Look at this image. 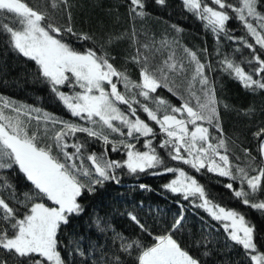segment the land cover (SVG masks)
Here are the masks:
<instances>
[{
	"label": "snow or ice",
	"instance_id": "snow-or-ice-1",
	"mask_svg": "<svg viewBox=\"0 0 264 264\" xmlns=\"http://www.w3.org/2000/svg\"><path fill=\"white\" fill-rule=\"evenodd\" d=\"M157 3L163 5L165 0ZM182 3L204 22L218 44L222 40L234 42V53H239L241 47L251 50L250 58L237 62L234 56L230 58L217 48V54L223 56L219 65L246 89L264 90V0ZM130 5L129 12L134 17L146 15L144 0H130ZM61 6L68 20L63 26L52 23L47 11L30 7L24 0H0V35L6 37L11 49L35 63L39 76L58 101L71 117L81 122L64 120L0 97V170L17 168L31 184V191L21 197L6 177H0V250L19 258L21 264H66L60 235L71 217L84 211L79 199L106 182L119 184V173L126 170L137 177L174 174L162 188L181 198L176 201L180 212L170 231L155 236L150 246L116 234L114 239L120 241L122 253H139L135 264H201L173 238L185 219L181 200L220 222L227 238L242 246L252 264H264V252L255 241V226L245 215L215 203L196 175H190L183 167H168L157 150H163L168 159L188 166L196 174L206 171L228 178L230 182L223 186L235 198L245 206L264 211V199L257 196L264 194V163L252 167L255 157L245 167L231 163L220 122L222 102L217 99L214 81L207 75L213 70L211 63H202L197 52L184 48L192 73L187 81V95L182 94L169 75H183L187 72L185 63L171 53L155 66L148 55L152 53L154 57L156 52L169 47V42L162 40L160 46L142 45L131 56L140 69V81H133L114 66L115 58L106 51L112 38L97 41L88 33H77L71 26L68 0H51L53 9ZM9 17V22H3ZM233 19L242 25L244 35L236 36L228 27ZM72 37L84 44L91 42V46L80 50ZM241 64L249 70L245 71ZM118 85L124 90L120 91ZM160 88L177 96L179 106L154 96ZM138 112L146 118L142 119ZM32 120L37 125L42 123L43 128L32 130ZM77 134H85L86 138L81 140ZM112 134L118 138H110ZM255 135L264 136V129ZM141 140L144 150L137 147ZM90 141L101 142L103 151L89 152ZM109 151L123 153L125 158L111 159ZM258 151L264 160V139L260 140ZM244 153L246 157L250 155L247 149ZM138 187L151 190L145 184ZM129 217L141 231L151 235L136 215L129 213ZM96 224L101 232L108 227L99 217ZM73 251L82 257L86 255L79 244ZM0 264L8 262L0 258ZM107 264H122L120 256H114Z\"/></svg>",
	"mask_w": 264,
	"mask_h": 264
},
{
	"label": "trees",
	"instance_id": "trees-1",
	"mask_svg": "<svg viewBox=\"0 0 264 264\" xmlns=\"http://www.w3.org/2000/svg\"><path fill=\"white\" fill-rule=\"evenodd\" d=\"M24 2L30 7L47 11L54 24L63 26L68 23L63 6L53 9L51 0ZM68 2L71 6V26L74 31L88 33L97 41H106L111 37L113 42L107 46L106 51L115 58L114 66L125 71L133 81H140V69L131 61V56L142 45L160 46L162 40L168 41L169 47L162 48L154 57L152 53L148 55L155 66L161 65L171 53L175 54L178 61L185 63L187 72L180 76L169 75V80L179 86L182 94L187 95V81L192 73V66L187 62L184 48L197 52L202 63H211L213 70L207 72V75L214 81L217 99L222 102L219 107L220 122L228 144L231 163L234 166L245 167L252 157H255L252 167L264 163L258 151L260 140L264 139V136L257 138L255 135L264 129V90L253 92L246 89L238 80L222 71L219 61L223 56L217 54L219 48L221 53L230 58L234 56L236 61L240 62L250 58L251 50L241 47L239 53H234L233 49L236 47L234 42L222 40L218 44L204 22L185 9L182 0H165L163 5L158 4L157 0H144L146 15L143 18L130 14V0H68ZM10 19L11 17L3 22L7 23ZM174 25L180 31H176ZM228 27L236 36L245 34L242 25L235 19ZM72 41L80 50L91 46V42L84 44L75 37H72ZM249 42L253 43L251 38ZM203 49L207 51L202 53ZM241 66L245 71L249 70L246 64ZM118 88L120 91L124 90L122 85H118ZM153 95H159L173 105L180 104L179 98L169 93L166 88L158 89ZM0 97L42 109L64 120L81 123L77 118L71 117L51 92L49 85L39 76L35 63L11 49L3 35H0ZM223 104H227L228 107L224 108ZM141 118L146 117L141 114ZM30 127L32 130L38 127L42 129L43 124L37 125L36 121L32 120ZM77 135L81 140L86 138L85 134ZM110 138L118 136L112 134ZM158 140L159 137L157 143ZM137 147L144 150L142 140ZM103 148L99 141L89 142V152L100 153ZM244 149L248 150L249 156H245ZM157 150L165 158L168 167H183L190 175H196L215 203L244 214L246 220L255 226L257 247L264 252V211L245 206L235 198L232 192L223 186L230 182L228 178L206 171L196 174L188 166L168 159L163 150L159 148ZM109 157L125 158L123 153L111 151ZM119 175V184L106 182L103 186H97L94 192H85L79 199L84 211L78 216L71 217L70 222L63 226L60 235L61 247L64 249L61 254L66 264H107L117 255L120 256L122 264H135V258L139 253L137 251H133L131 255L122 253L120 241L114 239L117 233L129 240H139L143 245L150 246L155 242V236L170 231L180 212L176 201L181 198L165 191L162 186L173 179L174 174L162 176L141 174L137 177L127 174L125 170ZM0 177H6L7 182L15 186L17 194L21 197L31 191L30 182L26 181L17 168L0 170ZM139 184H145L151 190L140 189ZM4 195L7 198V193ZM257 196L264 199V194L258 193ZM181 203L184 205L185 219L179 230L173 234V238L182 248L199 259L201 264H252L242 246L234 244L227 238L220 222L212 219L203 209L193 207L190 202L181 200ZM129 213L136 215L149 229L151 235L141 231L130 219ZM97 217L108 226L103 232L96 224ZM77 244L85 251V256L82 257L73 251ZM0 258L7 260L8 264H21L19 258L10 256L2 250Z\"/></svg>",
	"mask_w": 264,
	"mask_h": 264
}]
</instances>
